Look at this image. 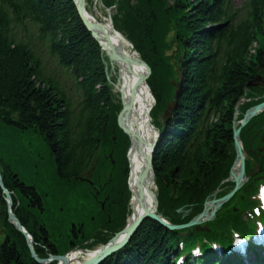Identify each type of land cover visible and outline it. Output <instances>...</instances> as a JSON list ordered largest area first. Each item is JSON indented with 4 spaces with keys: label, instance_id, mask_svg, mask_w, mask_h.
<instances>
[{
    "label": "trees",
    "instance_id": "trees-1",
    "mask_svg": "<svg viewBox=\"0 0 264 264\" xmlns=\"http://www.w3.org/2000/svg\"><path fill=\"white\" fill-rule=\"evenodd\" d=\"M169 1L167 14L166 0L103 3H117L113 16L116 28L151 67L162 63V50L169 42L176 43L182 53L175 121L168 127L177 128L178 135L167 132L152 157L161 194L159 210L172 217L185 198L203 199L213 187L212 184L207 189L217 169L231 162L233 113L264 58V1H256L246 21L228 33L220 30L219 18L224 11L219 0ZM11 22L34 30L38 47L16 39ZM223 49L224 58L216 66V55ZM44 54L55 59L64 83L46 70ZM151 81L157 87L163 78L156 75ZM171 92L167 83L165 95ZM203 101L211 107L213 117L199 142L186 152L181 145ZM113 107L101 48L73 0H0V125L18 134L38 133L50 157L51 164L46 169L50 188L58 182L72 185L103 148L112 149L116 161L119 155L124 163L128 141L113 129ZM114 132L115 142L111 139ZM19 157L28 162L23 155ZM0 167L6 188L13 193V210L33 236L35 250L42 255V244L53 251L49 226L43 221L44 191L2 154ZM115 168L122 182L123 168ZM171 191L174 195H170ZM66 215L61 212L62 223ZM170 234L159 223L146 219L124 252L100 264H154L166 256L174 238ZM0 264H35L27 258L23 237L8 220L1 186Z\"/></svg>",
    "mask_w": 264,
    "mask_h": 264
},
{
    "label": "rangeland",
    "instance_id": "rangeland-1",
    "mask_svg": "<svg viewBox=\"0 0 264 264\" xmlns=\"http://www.w3.org/2000/svg\"><path fill=\"white\" fill-rule=\"evenodd\" d=\"M240 1L241 0H235L237 4ZM91 9L90 6V10ZM92 12L95 16H98V13L93 10ZM99 12L103 14V11L100 9ZM169 40L170 35L166 36V41L168 42ZM164 52L172 58V61L176 60L178 57L177 50L171 43H167ZM159 83L161 88L158 89L164 92L163 89H166L167 86L166 81H159ZM162 99H164V96ZM1 154L7 158L15 169L22 172L28 181L36 184L45 192H42L45 194L44 206L46 207V213L43 217L47 223L53 227L52 239L57 238L62 225L61 216L58 211L60 204H63L67 208V215L63 227L77 220L85 221L86 224L89 225L90 230H93L97 226L95 222L90 220V214L87 212L86 207L82 206L83 203L89 200V197L86 196V189L75 184L63 186L60 182L50 188L46 175V169L50 167L51 164L50 157L44 150L42 140L38 135L35 133L18 134L12 130L0 132V155ZM20 155L26 157L28 162L20 160ZM97 164L98 162L96 161L92 173H94ZM90 177L91 176L88 178L91 179Z\"/></svg>",
    "mask_w": 264,
    "mask_h": 264
},
{
    "label": "bare ground",
    "instance_id": "bare-ground-1",
    "mask_svg": "<svg viewBox=\"0 0 264 264\" xmlns=\"http://www.w3.org/2000/svg\"><path fill=\"white\" fill-rule=\"evenodd\" d=\"M86 17L91 21H96V18L89 12ZM112 36L115 44L121 43L123 45V50H117L116 48V51L122 56L132 59L130 66L121 59L112 60L110 64L113 68L112 72L117 76L113 84L116 88V95L120 97V110L123 112L122 120L120 123L117 122V126L131 141L128 151L129 168L131 169L129 171L136 178L138 174L143 173L141 171L142 162L148 154L149 145L155 137V130L149 123V113L153 100L145 84H141L139 87L136 86L138 80L144 78L147 74L145 68L131 54L127 41L120 34H112ZM132 133H136L144 142V145L138 142ZM233 170L236 171V165L233 166ZM133 182V179L129 181L131 188L134 186ZM131 196L133 197V194ZM139 210L137 204L133 206V213ZM91 255L92 253L87 252H71L66 256V260L60 264H79L83 258Z\"/></svg>",
    "mask_w": 264,
    "mask_h": 264
},
{
    "label": "water",
    "instance_id": "water-1",
    "mask_svg": "<svg viewBox=\"0 0 264 264\" xmlns=\"http://www.w3.org/2000/svg\"><path fill=\"white\" fill-rule=\"evenodd\" d=\"M83 2L80 3V5H78V9H79V12L81 14V17L83 18L84 22H85V25L91 29V27L95 30H97L98 32H95L94 33V36L97 38V37H102V39L107 43L105 47V49L107 50L109 56L111 59H119V58H123L124 59V62L129 66L130 65V62L132 61V59L130 58H127V57H123L120 53H118L116 50H115V47L113 46L112 44V41H111V38H110V34H109V30L105 27V26H102V25H99V24H92L91 22H89L88 20H86L84 17H83ZM112 30V28H111ZM121 48V46H119V49ZM141 64H143L141 61L139 62ZM144 65V64H143ZM145 79L144 78H140L138 80V82L136 83V86L138 87L141 82H143ZM254 84V83H251V85ZM264 107V102L257 105V106H254L252 107L251 109H249L247 111V113L245 114L244 116V120H243V124H245L248 120V118L252 115H254L258 110H260L261 108ZM174 106H168V109L169 110H173ZM168 114L166 113L164 117H167ZM119 121H121V114L119 116ZM238 131L239 130H236L235 133H234V136H235V145H236V148H237V152H238V155L240 157V166H239V174L238 175H234L233 176V181L235 182V187L237 188L239 185H240V182H239V179L241 177V175L243 174V161H242V157L240 155V150H239V144H238ZM135 136V138L139 141V142H142V140L139 138V136L137 134H133ZM151 155L152 153H150L146 158H145V161H144V164H143V168H144V171H145V176H146V180H147V183H149V181L152 179L151 175H149V168H150V162H151ZM235 188V189H236ZM147 191L149 192V189L147 188ZM152 196V195H151ZM225 197L221 198V199H217V200H213V202L215 201L216 204H220L223 200H224ZM155 200V199H154ZM155 203H156V200H155ZM150 212V211H149ZM145 210V215L147 213H149ZM151 213V212H150ZM206 210H204L202 212L201 215L197 216L196 220H199L202 216L206 215ZM148 216H150L153 220H156V221H159L162 223V225L164 226H168V224L162 222L157 216H155L154 214H147ZM9 218L15 222V225L18 229H20L22 232V228H21V225L19 224V222L17 221V219L11 214L9 213ZM141 220L140 217H138L129 227H127L125 230H124V236H123V239L121 242L117 243V244H111L109 246H106V247H103L96 255H94L92 258H90L89 260H87L86 262L82 263V264H95L97 262H100L102 261L105 257H107L111 252H113L115 249H117L118 247H120L121 245H123L127 240L128 238L132 235L133 231L135 230V228L137 227L138 225V222ZM24 233V232H23ZM25 234V233H24ZM115 238V237H114ZM114 238H112V240H114ZM32 256L35 258L34 254L32 253ZM56 259H62L63 261L65 260L64 256H61V257H55ZM36 259V258H35ZM37 262L39 263H42V260H39V259H36Z\"/></svg>",
    "mask_w": 264,
    "mask_h": 264
}]
</instances>
